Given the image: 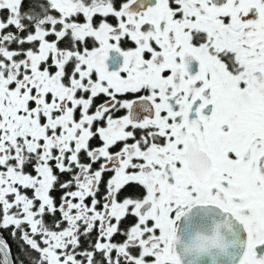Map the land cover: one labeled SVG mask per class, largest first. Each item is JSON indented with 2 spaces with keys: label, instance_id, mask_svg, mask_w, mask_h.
<instances>
[{
  "label": "snow or ice",
  "instance_id": "1",
  "mask_svg": "<svg viewBox=\"0 0 264 264\" xmlns=\"http://www.w3.org/2000/svg\"><path fill=\"white\" fill-rule=\"evenodd\" d=\"M0 264H264V0H0Z\"/></svg>",
  "mask_w": 264,
  "mask_h": 264
},
{
  "label": "trees",
  "instance_id": "2",
  "mask_svg": "<svg viewBox=\"0 0 264 264\" xmlns=\"http://www.w3.org/2000/svg\"><path fill=\"white\" fill-rule=\"evenodd\" d=\"M2 234L8 240V243L11 245L13 254L17 253L18 251L17 244L15 241H13V239L9 235V231H3Z\"/></svg>",
  "mask_w": 264,
  "mask_h": 264
},
{
  "label": "flooded vegetation",
  "instance_id": "3",
  "mask_svg": "<svg viewBox=\"0 0 264 264\" xmlns=\"http://www.w3.org/2000/svg\"><path fill=\"white\" fill-rule=\"evenodd\" d=\"M102 99H103V97L100 98V100H102ZM100 100H97V103H99ZM61 179H62V180H66V179H68V177H67V176H63V177H61ZM53 195H54V197L56 198L57 203H59V197H60V195H61V192H59V191L54 192Z\"/></svg>",
  "mask_w": 264,
  "mask_h": 264
}]
</instances>
